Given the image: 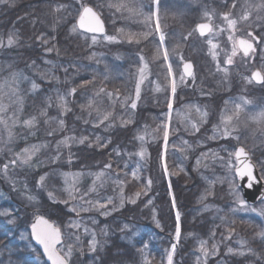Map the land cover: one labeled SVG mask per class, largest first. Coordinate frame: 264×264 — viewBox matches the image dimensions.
<instances>
[{
  "label": "trees",
  "instance_id": "16d2710c",
  "mask_svg": "<svg viewBox=\"0 0 264 264\" xmlns=\"http://www.w3.org/2000/svg\"><path fill=\"white\" fill-rule=\"evenodd\" d=\"M240 1L249 3L248 0H235L233 10L235 8L237 13ZM7 2L8 13L1 18L4 19L1 26L8 27L14 38L26 44L20 51L28 65H48L46 60L57 57L62 63L66 61L65 66L75 73L74 83L80 85L74 95L76 112L72 127L75 133H86L88 139L82 144H73L67 150L59 148L62 158L71 150L73 158L71 163L62 161L58 170H72L73 174H80L76 177L75 185L79 192L73 193L77 200H69L68 206L57 202L50 209L38 210L54 222L58 218L68 219L69 222L80 221L79 228H71L82 244L76 250L81 255L79 264H143L144 258L150 264H167V252L175 237L177 210L182 214L181 237L173 256L174 264H264V236L260 235L264 232V217L258 212L239 208L230 191L231 176L225 167L234 142L233 133L227 137L222 135L223 118L229 116V109L231 114L233 101L229 98L233 94L232 88L223 79L224 76L228 78L229 73H220L216 66L215 72L203 78L204 82L194 83L188 92L183 84L190 80L185 79L180 83L177 70H174L178 86L173 97L163 55L153 59L159 46L155 31L153 40H140L139 43L118 40L111 43L110 50H107L98 45L102 36H97L98 41L93 45L92 35L72 31L76 11L83 2L97 6L92 0H74L71 3L69 0ZM58 5H67V8L57 11ZM189 6L188 12L191 9ZM172 27L171 32L180 29L179 26ZM256 30L262 44L264 33ZM191 33L189 37L193 35L194 39L188 43H193L190 49H193L191 58L195 64L204 57L211 59L208 36L198 37L193 30ZM42 34L49 39L47 45L38 39ZM84 42L88 43L85 45ZM213 43L218 44V41L214 40ZM47 48L56 50L48 52ZM93 53L96 55L90 59ZM140 56L148 63L149 71L141 85L138 107L131 109L138 68L141 66ZM171 62L175 66V62ZM211 66L215 68L213 61ZM26 83L30 82L26 80ZM222 83L226 87L221 86ZM157 86L159 91L156 90ZM101 88L104 92L99 91ZM79 89L83 93H78ZM34 94L28 89L23 90L25 104ZM85 99L87 102L92 100L96 108L100 106L99 112L110 113L109 119L101 123V115L93 118L89 113L84 120L82 116L85 111L81 102ZM169 99L173 103L172 109L168 108ZM189 105H196L201 112L207 113L202 123H199L200 116L194 109L189 111L186 108ZM169 113L170 136L165 153L162 131H158V126ZM129 119L131 123H123ZM191 122L198 123L199 131L191 130ZM255 125L258 124L249 122L247 129L243 128L242 136L252 146L251 156L259 163L261 172L264 170V139L257 137L253 140ZM217 128L216 139H211ZM97 136L102 138L100 143L106 144V147L97 146ZM141 136L144 137L143 142L139 139ZM141 148L146 149L147 155L144 157L138 154ZM210 150L218 152V157L213 158ZM202 153L209 155L201 158ZM198 158L201 159L200 165H197ZM165 162L168 166L167 179L162 167ZM109 164L111 167L106 168ZM181 168L183 171H180ZM42 170L39 168V172ZM134 172L139 178L133 175ZM99 173L103 175L97 179ZM217 177H224V182L217 181ZM149 179L152 184L147 186ZM16 187L17 191H22L19 186ZM93 187L95 191H89ZM137 192L142 194L137 197ZM109 198L111 203L108 202ZM132 199L136 202L132 203ZM173 199L175 207L172 206ZM97 200L105 204L110 215H102V210L88 203ZM14 201L11 197L7 198L4 189H0V211L8 209L11 213L8 218L15 221L10 223L0 215V264H46L33 243L34 253L26 246L27 241L20 239L21 234L29 233L27 224L17 220L19 211L15 206L22 207L23 204ZM81 205L89 208V211H80L78 216L70 211L71 207L77 206L79 209ZM262 205L264 201L248 206L259 209ZM93 219L97 221L96 224L92 223ZM85 228L89 231L86 232ZM93 231L97 241L103 245H98L95 251L89 249ZM202 241L209 253L216 245L215 254L205 256L201 251ZM241 242H245L243 246ZM83 248L86 251H82ZM228 248H232L234 253H229ZM239 250H244L245 254H235Z\"/></svg>",
  "mask_w": 264,
  "mask_h": 264
},
{
  "label": "rangeland",
  "instance_id": "374dc122",
  "mask_svg": "<svg viewBox=\"0 0 264 264\" xmlns=\"http://www.w3.org/2000/svg\"><path fill=\"white\" fill-rule=\"evenodd\" d=\"M72 1L74 0H69V3H71ZM96 1L97 0H92V2H94L97 6L85 2H83L82 4H90L97 10L99 15L104 20L106 26L105 33L107 35L117 36V41L125 40L123 36L118 32V30L120 29H123L125 33H142L149 31V28L145 27L141 17L133 16L127 10H117L114 7H109L110 4L119 3L118 0H100L99 2ZM248 1L249 3L247 4L242 3L241 1L239 2L240 6H238L237 10L239 11L237 13L235 8L233 10L235 0H188V5H190L189 8L191 9L189 12H187V22L182 28L184 32L181 36V27L179 24L173 26H179L180 29L178 31L172 32L167 30L168 28H166L165 23L161 22L163 25L161 26L168 40V42L165 41L163 47L167 48L169 50V53L172 54V59L170 57L168 61H165L166 67L169 63H171L172 65L171 61L175 62V66L172 65V72L174 77L176 75V72L174 70H177V74L180 77L181 63L185 60H190L194 65L193 71L195 73V84L204 82L203 78L205 79L206 77H209L213 72H215L217 62L219 61L221 68H228V78H226L227 76H224L223 79L229 83L227 86L229 88H232L233 94L229 95L230 100H233L231 103L232 109L234 104L242 103V97L252 101L251 104H245L243 106L244 114L240 116L239 122L234 123L235 131L233 132L234 142L232 144V152H234V148L237 145L244 147L248 151L262 178L264 177V170L260 172V169L258 167L259 163H256V161H254L251 156L252 153H250V150L252 152L253 148L251 145H249V141L244 136H242L243 128L247 129V124L251 122L248 117L254 113H258L261 109H264V84L248 83L244 79V77L250 75V72L253 69L259 68L261 63H264V42L262 44L259 43V34L256 30L258 29L260 32L263 31L264 33V9L256 7L257 5H264V0H256L255 5H253L254 0ZM248 4H252L253 6L249 7L247 6ZM80 9L81 6L76 11L75 18ZM121 11H123V14H121ZM7 13L8 2L6 0V2L0 3V39H2L5 44V46L0 49V81L8 78L10 76V73L12 72H23L24 75L30 77L31 80H34L39 85V88L34 91V96L29 100V103L27 104H25L24 101L23 90H29L30 83H26V80L23 81L19 86V95L23 99L22 105L16 104L12 100H9L7 96L0 100V102H2L6 106V111L0 112V118L8 122L13 133V137L9 139L8 129L5 128L3 123H0V149H3V151H0V189L2 188L5 190L8 199H10L11 197V199L13 198V201L16 200L19 202V204H23L22 207L15 206V209L19 211L17 220L20 223L27 224L28 229L34 215H44L43 213L38 212V210H42L45 208L50 209L54 203H62V201L69 199L68 192L65 191V177L62 175V173H72L73 171L60 170L59 172L58 170L61 169L60 166L62 165V161H69L70 153L66 152V155L62 158V153H59V148L67 150L68 147L77 142L73 141L68 146H64L62 144L58 146V142L62 141L65 137H75L78 140V138L80 137H86V133H75L76 130H74L72 127V123L75 121L76 112L73 101H76V99H74L75 93L71 95H69L68 93L72 88L78 89L80 87V85L74 83L75 73H73L65 66L66 61L62 63L58 60L57 57H55L54 60H46L52 61V64L48 63V65H41L40 63H38L34 66H29L27 59L23 56V54H21L20 51L26 47V44L24 42L15 37L17 42L11 47L7 46V39L10 35V31L8 30V27H2L4 19H1ZM226 13L229 14L230 19H235L237 21L236 30L234 32L228 28L227 21L223 18L224 14ZM244 15L247 16V19H240V17ZM204 21H207L212 25L213 31L210 32L207 36L208 39H211L212 41H218L217 52L219 53V55L217 56L216 60H213L212 56L207 52L209 56H211L212 60L204 57V61L200 60V63H198L199 65H196L194 60L191 58V56H193L191 54V51L193 49H190L192 48V41H190L191 43H188L190 39H194V36L192 35L191 37H189V33H191L193 29H195L196 23ZM172 28L173 27H171L170 29L172 30ZM194 33L196 34V36H198L196 31H194ZM248 33L256 36L259 40L255 43V52L248 57H245L243 53L238 52L234 57V64L225 65L224 60L226 59V54H230L232 50V42L228 39L229 35L231 34L236 38L242 37L247 39ZM156 34L159 41V33ZM103 36L104 35H102V38L99 40L98 45L100 47H104L107 50H110V46H112L111 43L113 42L105 40ZM153 39L154 35L152 34L147 40ZM87 43L88 42H86V44ZM83 44H85V42ZM177 44L180 46H178ZM64 57L70 58L68 56ZM180 57H183V60H181ZM211 61H213V64H215V68H212ZM204 62L205 65L203 66L202 64ZM59 63L62 64L59 65ZM39 64L41 65V68ZM65 69L67 71H65ZM219 72L225 74L223 71ZM169 79L171 81L172 77L169 76ZM186 79L190 80V82H185L183 86L189 92L191 86H193L194 83H192V78ZM223 83L220 85L222 86ZM80 91L82 90L79 89L78 93ZM81 93H83V91ZM60 96H63L65 98V106L67 109H69L68 111L62 110L59 106ZM14 99L15 98H13V100ZM87 101L85 99L81 102V104L84 106L85 111L82 116L84 120L88 118L89 113L90 117L92 115V117L95 118L98 114V111L101 110L99 108L100 106L96 108L92 100L89 102ZM210 103L211 101L209 102V104ZM211 112H209L210 115L213 114ZM231 114L229 109V115ZM14 116L16 117L15 123H13L12 121V118ZM33 117H35L34 126L32 128L25 127L23 125V121ZM60 120L64 121L63 127H61L59 124ZM253 131L256 132L255 134H253V140L257 139V137H261L262 139H264V125H255ZM237 137L239 138L238 140ZM33 145L40 146V148L37 154L32 157V165L29 166L17 163L16 165L10 166L7 174H4L3 166L9 164V162L16 158V155L23 149L30 148ZM57 156H59V159L53 160V158ZM60 158L62 159L60 160ZM72 158L73 156H71V159ZM37 161H40L42 163L37 165ZM232 164H235L234 157H232ZM39 168H41V170H44H42V172H39ZM46 173L48 174V176L46 177L45 186L43 188H40L37 186V181L39 180V177L41 175H44ZM262 180L264 183V178H262ZM16 186H19L22 191H17ZM49 192H52L56 197L55 201L49 199ZM29 196H35V199L30 200L28 198ZM4 197L5 196H3L2 198ZM44 216L48 218L46 215ZM58 219L59 220H57L56 222L49 219L51 222L60 227L62 232V243L61 245H58V248L63 247L66 251L67 245L72 244L74 247V251L70 260V264H79L81 255L78 254L76 250L80 245H82L81 241H77V233L74 232V230L71 231V228L67 227V225L69 224L68 219ZM3 220L11 221L8 216H3ZM175 241L176 240L174 237L171 243L173 244L175 243ZM82 251H86V249L83 248ZM43 259L45 261L44 257ZM45 263L48 264L46 261Z\"/></svg>",
  "mask_w": 264,
  "mask_h": 264
},
{
  "label": "snow or ice",
  "instance_id": "6c2138e0",
  "mask_svg": "<svg viewBox=\"0 0 264 264\" xmlns=\"http://www.w3.org/2000/svg\"><path fill=\"white\" fill-rule=\"evenodd\" d=\"M6 0H0V3H4ZM148 3L152 6H154L155 11L152 10V8H149V11H144V4L140 3L136 7H129L125 3H117V4H110L109 7H114L117 10H127L131 15L141 17L143 20V23L145 27L149 28V31L142 32V33H125L123 29L118 30V32L123 36V38L129 42V43H139L141 39L147 40L152 34L153 31L156 33H159V46L156 48L155 55L153 59L159 58L161 55H163V58L165 61H168L170 58V53L167 48H164L163 45L166 41V34L162 29L161 26V17L159 14V0H148ZM235 7V5H233ZM249 7H252L249 5ZM256 7L264 9V5H257ZM67 8V5H58L57 11L60 9ZM224 20L227 21L228 28L231 29L233 32L236 30V24L237 21L235 19H230L229 14H224ZM240 19L246 20L247 16H241ZM151 26V27H150ZM78 27L80 29H85L88 33H92L91 36V44H96L98 41L97 34L103 33V38L109 42H116L117 36L115 35H107L105 33V25L104 21L100 18V16L93 11V9L87 5H81V9L79 10V25ZM72 31H77V26H73ZM193 31L199 32L201 36L205 35L206 33H210L213 31L212 25L210 23H200L196 25V28L193 29ZM192 33H189L191 35ZM248 38H240L237 39L234 35H229L228 39L232 42V50L230 54H226V59L224 60L225 65H233L234 64V57L237 55L238 52H242L245 57L250 56L255 52V46L252 42L254 37H252L251 33H248ZM38 39L45 45L49 43V39L45 37L43 34L38 37ZM16 39L14 38V34H10L7 39V46L11 47L16 43ZM209 47V53L212 56L213 60L217 59V56L219 53L216 51L218 45L216 43H213L211 39L207 41ZM5 46L4 41L0 39V49H2ZM56 49L53 48H47L46 51L52 52ZM175 51V50H173ZM95 53L92 54L89 58L95 57ZM141 66L138 68V79L135 83V90H134V98L131 99L130 108L136 109L138 107L137 101L141 99V85L144 83L145 79L147 78L149 66L148 63L145 61L143 56L139 57ZM181 60H183V57H180ZM47 63L52 64V61H47ZM34 66V65H33ZM55 66V65H53ZM217 69L219 71H223L225 75L228 73L227 67H220L219 61L217 62ZM65 71H67L65 69ZM167 73L169 76L172 77L170 81V91L172 96L174 97L177 92V81L173 75L172 72V65L169 63L167 65ZM186 78H192L193 83H195V73L193 71V64L190 61L183 63V72L180 76V83H183ZM244 79L248 83H254L259 82L261 84H264V63H261L260 67L256 70L252 71L249 76L244 77ZM28 80L30 82V89L29 91H35L39 88V85L34 81L31 80L30 77L24 75L23 72H12L10 73V76L3 81H0V100H2L5 96L9 100H12L14 103L22 105L23 99L19 95L20 93V84ZM157 91L160 90L159 86H157ZM77 91L76 88H72L69 95L74 94ZM100 92H104V89L101 88L99 90ZM13 98H15L13 100ZM126 98V102H127ZM242 103L241 104H234L232 109V114L229 116H226L223 118V124L224 129L222 132V135L227 137L231 136L232 133L235 131L234 123L239 122L240 116L244 114V108L243 106L245 104H251L252 101L247 100L246 98H241ZM66 100L63 96L59 97V106L62 110L68 111L69 109L66 108ZM168 108H173L172 100H168ZM186 108L191 110H195L196 113L200 116L199 123H202L204 119L207 117L206 112H201V109L196 105H189L186 106ZM6 106L0 102V112H5ZM44 114V113H42ZM98 115L102 116L101 123L109 119L110 113H102L98 111ZM248 119L253 122L260 125H264V109H261L258 113H254L251 116L248 117ZM170 120H171V114L169 113L166 117L165 121L161 122V125L158 126V131H162V138L164 142V151L167 152L168 148V141L170 136ZM13 123L16 122V117L14 116L12 118ZM0 123H3L5 128L8 129V135L9 139L13 137V133L11 131V128L6 120H3L0 118ZM123 123H131V119L124 121ZM35 124V117L30 118L28 120L23 121V125L28 128H32ZM59 124L61 127L64 125V121L60 120ZM190 128L192 131H199V126L197 122H191ZM219 131V129L214 130V135L211 137V139H216V132ZM174 133V130H172ZM34 134V133H33ZM88 138L87 137H80L79 140H77L75 137H65L62 141L58 142V146L60 144L64 146H68L71 142L75 141L78 143H84ZM101 137H96V144L99 147H106V144H101ZM139 139L143 142L144 137H139ZM239 138L237 137V140ZM110 142V141H109ZM185 144L187 142H184ZM40 146L33 145L30 148L23 149L20 153L16 155V158L11 160L9 164H6L3 166V172L4 174H7V171L10 166L16 165L17 163H21L24 165H32V157L37 154L39 151ZM225 150L226 149H221ZM0 151H3V149H0ZM213 158L218 157V152L215 150H210ZM141 157H144L147 155L146 149L141 148L140 152L138 153ZM209 153H202L201 158L208 156ZM235 157L236 163L232 164V157ZM59 159V156L53 158V160ZM250 156L246 152V149L244 147H239L235 149L234 152L228 154V160L225 161V167L228 168V172L231 176V179L229 180V187L230 191L232 192L236 204L239 206L241 210L244 211H252V212H258V214L262 217H264V205H262L259 209L254 207H249L247 205V202L242 198V196L239 195V187L234 183L235 178H239L241 180L246 179L248 182V187H252L254 183L257 181V177L254 174V166L249 162ZM69 163H71V153L69 154ZM37 165H39L40 161L36 162ZM201 159H197V165H200ZM207 165H205L206 167ZM106 168H110L111 165H106ZM164 174H168V166L165 163L162 164ZM180 171H183V168L180 169ZM62 175L65 177V184L66 188L65 191L68 192L69 199L62 201L65 205H68L69 200L76 201L77 197L73 195L74 192H79V189L75 186L76 185V177L80 174H72V173H62ZM102 173L97 174V179H100L102 176ZM134 176H137V173H133ZM48 174L41 175L39 177V180L37 181V186L40 188H43L45 186L46 177ZM137 178H139L137 176ZM264 178V177H262ZM224 177H217L216 180L223 183ZM152 184V180L149 179L147 182V186H150ZM171 187V185H169ZM89 191H95V187L90 189ZM142 193L137 192L135 195L139 197ZM146 194V193H145ZM210 194V193H209ZM84 195H87V193H84ZM49 199L55 201L56 197L53 195L52 192L48 193ZM30 200H34L35 196H29ZM204 197H201L203 199ZM83 199V197H81ZM108 202L111 203V198L108 199ZM132 203H135V199L131 200ZM89 204L97 210H102L101 214L104 216L110 215V212L106 210L105 204L100 203L99 200L95 201L94 203L89 201ZM121 203H123V200H121ZM151 203V201H149ZM172 206L175 207V200L173 199ZM115 210V207L113 208ZM70 211L73 213H76L77 216L79 215L80 211L87 212L89 211V208L83 207L82 205L77 208V206H73L70 208ZM235 211V209H233ZM0 215L3 216H9L11 213L8 209H4L0 211ZM181 212L177 210L175 215V240L176 243H173L171 245V248L167 252V264H174L173 262V256L175 254L177 244L179 243L180 237H181ZM10 223H14L15 221H9ZM93 224H96L97 221L95 219L92 220ZM69 228H79L80 227V221L79 220H70L69 224L67 225ZM125 227H127L125 225ZM30 233L29 235L21 234L20 239L23 241H27V247H29L30 251L33 253L35 252V248L32 247V241L35 242L36 245H39L43 250V255L47 257L48 261H51V264H70V260L74 251V247L72 244L67 245V250L65 251L63 247L58 248V245H61L62 243V232L60 227H58L55 223L51 222L49 219H46L44 215H34L32 223L30 225ZM85 231H89V229L85 228ZM104 232V230H101ZM106 234V233H105ZM261 236H264V232L260 233ZM29 236L31 239H29ZM76 240L79 241V236L76 237ZM242 246L245 242H241ZM205 242H201V251L204 253L205 256L207 255H213L216 252V245H213V251L211 253L208 252L207 248L204 247ZM103 247L102 244H100L96 239V233L92 232V239L89 242V249L91 251H95L97 246ZM146 247V246H145ZM142 251V250H141ZM247 251H252L251 249H247ZM229 253H234V250L232 248H228ZM235 254L237 255H244V250L235 251ZM199 259V258H198ZM143 264H150V261L147 260V258H144Z\"/></svg>",
  "mask_w": 264,
  "mask_h": 264
},
{
  "label": "water",
  "instance_id": "95a60500",
  "mask_svg": "<svg viewBox=\"0 0 264 264\" xmlns=\"http://www.w3.org/2000/svg\"><path fill=\"white\" fill-rule=\"evenodd\" d=\"M85 5H87V6H89V7H91L92 9H93V11H95L98 15H99V13L91 6V5H89V4H85ZM100 16V15H99ZM100 18L102 19V17L100 16ZM103 20V19H102ZM104 21V20H103ZM200 23H208V22H198V23H196V25L197 24H200ZM78 25H79V12H78V14H77V16H76V18H75V26H77V30L78 31H80V32H82V33H85V34H89V35H92V33H88L85 29H80L79 27H78ZM104 25H105V23H104ZM196 25H195V28H196ZM105 32H106V26H105ZM199 36H201L200 34H199V32H196ZM208 33H206L205 35H207ZM102 35H104L103 33H100V34H97V36H102ZM205 35H203V36H205ZM252 37H254V39L252 40V42H253V44H254V46H255V43L256 42H258V38L256 37V36H253L252 35ZM240 38H242V37H240ZM240 38H237V39H240ZM246 39V38H245ZM242 53V52H241ZM187 61H190V60H185V61H183L182 63H181V65H180V71H181V73L183 72V63L184 62H187ZM191 63H192V61H190ZM193 64V63H192ZM193 70H194V65H193ZM254 70H256V68L255 69H253L252 71H254ZM251 71V72H252ZM251 72H250V74H251ZM255 84H261V83H259V82H254ZM239 147H242V146H240V145H237V146H235V148H234V151H235V149H237V148H239ZM246 152L248 153V151L246 150ZM248 155H249V153H248ZM250 156V155H249ZM234 157V156H233ZM234 160H235V157H234ZM253 166H254V174L256 175V177H257V181H256V183H254L253 184V186L252 187H248V182H247V180L246 179H244V180H241V179H239L238 177L237 178H235V181H236V185L239 187V190H240V193H241V196H242V198L247 202V204L248 205H254V204H256V203H258V202H260V201H264V183H263V180H262V178H261V176H260V174H259V172H258V169H257V167H256V165L254 164V162L252 161V159H251V157H250V161H249ZM235 163H236V161H235ZM46 218V217H45ZM46 219H48V218H46ZM32 220H33V218H32ZM32 220H31V222H30V225H31V223H32ZM30 225H29V227H28V229H29V233H30V231H31V229H30ZM33 243H34V245L35 246H37L38 248H39V250H40V252H41V254L43 255V250H42V248L39 246V245H36L35 244V242L33 241ZM43 257L45 258V261L48 263V264H51V261H48L47 260V257L45 256V255H43Z\"/></svg>",
  "mask_w": 264,
  "mask_h": 264
},
{
  "label": "flooded vegetation",
  "instance_id": "af4514ba",
  "mask_svg": "<svg viewBox=\"0 0 264 264\" xmlns=\"http://www.w3.org/2000/svg\"><path fill=\"white\" fill-rule=\"evenodd\" d=\"M119 3H125L129 7H136L140 3L144 4V11H149V8L155 11L152 5H150L147 0H118ZM147 2V4H146ZM187 12H188V0H159V14L161 17V22L165 23L167 30L171 32V27L173 25L179 24L181 27L180 36L184 32L182 29L187 22ZM123 14V11H121ZM162 25V23H161ZM163 26V25H162Z\"/></svg>",
  "mask_w": 264,
  "mask_h": 264
}]
</instances>
